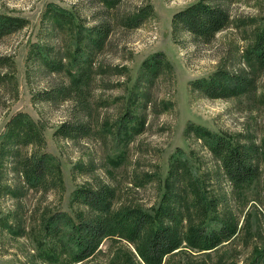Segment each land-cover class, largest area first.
<instances>
[{"label":"rangeland","instance_id":"1","mask_svg":"<svg viewBox=\"0 0 264 264\" xmlns=\"http://www.w3.org/2000/svg\"><path fill=\"white\" fill-rule=\"evenodd\" d=\"M197 1L122 0L105 9L97 0H0V15L27 21L23 29L0 37V264H48L38 256L42 217L54 211L71 214L77 208L71 204L72 193L79 187L106 184L115 191V210L135 206L151 211L162 195L176 151L195 175L206 180L208 191L218 200V215L236 219L237 232L213 252L182 248L164 264H246L264 247V157L258 179L234 192L216 160L188 131L189 125H200L264 148V68H255L244 56L264 23V0H210L228 12V26L210 44L192 46L184 33L173 34L171 19ZM49 6L73 14L74 25L54 27L46 17ZM146 6L152 12L137 28L125 25ZM100 20L112 31L95 54L80 99L58 97L76 73L75 23L89 28ZM36 46L51 52L63 70L53 72L35 61L31 54ZM155 54H163L168 66L148 83L140 68ZM217 70L252 77L253 86L228 99H210L190 87L191 81ZM48 96L54 98L45 99ZM129 110L143 125L124 140L117 129ZM17 113L36 125L43 138L41 152L59 164L61 183L56 188L25 189L16 160L4 156L2 135ZM76 122L85 124L87 131L72 139L56 134L61 124ZM37 149L19 148L22 154ZM130 251L125 242L105 240L99 252L81 264H131Z\"/></svg>","mask_w":264,"mask_h":264},{"label":"trees","instance_id":"2","mask_svg":"<svg viewBox=\"0 0 264 264\" xmlns=\"http://www.w3.org/2000/svg\"><path fill=\"white\" fill-rule=\"evenodd\" d=\"M97 1L105 9H112L122 0ZM211 2L198 0L175 12L171 19L173 34L184 33L192 46L210 44L228 26L230 18L226 10ZM151 12L150 6L141 8L127 19L125 25L137 28ZM46 17L59 29L73 26L77 20L73 14L53 6L47 8ZM26 24L24 19L0 15V37L19 31ZM74 27L72 63L76 73L71 76L69 86L58 91L57 96H73L77 101L81 97L82 86L89 80L95 54L104 48L112 29L108 22L101 20L89 28L80 23H75ZM244 56L255 68H264V23L256 29ZM31 57L53 72L63 70V64L56 62L51 52L43 51L40 46L33 48ZM166 66L163 54H155L143 61L141 77L149 83ZM189 85L207 98L228 99L249 92L253 78L217 70L207 78L191 81ZM51 98L54 96L45 99ZM123 117L122 121H126L117 133L127 140L142 128L143 120L130 110ZM86 127L80 122L74 125L63 123L56 134L72 139L85 133ZM188 131L216 160L221 176L232 191L239 192L258 179L264 148L236 142L200 125H189ZM43 145L36 125L24 113H17L2 135V146L6 147L4 156L16 160V171L25 189L49 190L61 183L59 164L51 155L41 152ZM27 146L38 149L22 154L19 148ZM71 198V204L77 207L71 214L54 211L42 217L43 241L38 244V256L48 264H81L95 256L105 240L128 244L132 249L131 264H164L182 248L197 253L213 252L231 241L237 232L236 219L230 215H218V200L208 191L206 180L192 172L179 151L170 157L164 190L151 211L135 206L115 210V191L106 184L79 187ZM10 231L14 232L13 229ZM246 264H264V247Z\"/></svg>","mask_w":264,"mask_h":264}]
</instances>
